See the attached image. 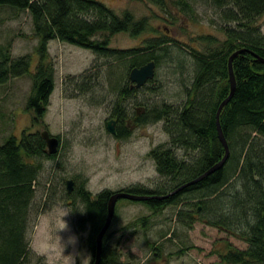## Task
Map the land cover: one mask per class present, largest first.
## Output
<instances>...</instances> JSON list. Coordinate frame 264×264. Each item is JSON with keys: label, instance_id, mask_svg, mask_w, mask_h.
I'll list each match as a JSON object with an SVG mask.
<instances>
[{"label": "trees", "instance_id": "trees-1", "mask_svg": "<svg viewBox=\"0 0 264 264\" xmlns=\"http://www.w3.org/2000/svg\"><path fill=\"white\" fill-rule=\"evenodd\" d=\"M163 7L168 0H150ZM221 11L223 40L211 34L198 37L204 49L192 48L194 61L192 82L186 87V100L179 105L163 103L135 114L138 125L163 122L169 136L167 144L154 147L149 155L164 179L154 190L140 185L121 189L132 194L154 195L136 201L146 205L149 216L131 221L122 229L149 227L151 216L169 206L180 207L177 219L189 228L204 220L231 236L248 244L246 249L230 248L221 255L227 264H264V32L259 18L264 15V0H212ZM186 12H194L187 0H175ZM9 6L31 14L34 34L38 39V61L31 70L29 55L12 57L11 45L0 49V86L13 78L30 75L32 90L25 108L34 120L45 115L55 88V68L48 45L53 39L89 49L97 56L111 59L114 64H125L128 72L149 61L160 64V58L178 43L170 36L153 37L144 46L132 49L110 47L111 37L125 32L137 37L156 32L147 17L137 18L126 10L118 14L99 0H0V7ZM232 24H235L234 26ZM160 49L161 55L156 52ZM238 50L243 52L232 60L235 91L220 113V124L229 147V155L216 172L201 181L170 195L176 189L194 181L225 156L219 137L217 112L230 95L229 59ZM83 74L81 77H85ZM130 80V79H129ZM150 80L149 82H151ZM78 92H86L91 83H74ZM138 89L128 83L119 91V99L112 115L117 119L119 139H128L131 131L126 124L127 98ZM47 145L39 132L23 131L20 138L10 135L0 144V264L29 262L30 243L27 232L33 225L32 203L36 184L44 167L41 160L55 159L59 153L48 154ZM181 150L185 157H180ZM68 192V191H67ZM115 191L103 189L97 194L85 184L78 185L71 199L78 198L83 208L73 211L75 229L86 235L85 241L92 255L96 254L97 237L108 216V204ZM197 199V201H193ZM104 235L100 264H140L135 257L123 259L118 246L109 242V230ZM153 249L160 250L156 244Z\"/></svg>", "mask_w": 264, "mask_h": 264}, {"label": "rangeland", "instance_id": "rangeland-1", "mask_svg": "<svg viewBox=\"0 0 264 264\" xmlns=\"http://www.w3.org/2000/svg\"><path fill=\"white\" fill-rule=\"evenodd\" d=\"M99 1L118 14L130 10L137 18L147 17L156 30L137 37L125 32L115 34L110 47L138 48L148 39L163 36L178 43H172L161 56L154 79L125 100L126 124L131 131L128 139L117 138L106 124L115 119L112 111L119 91L127 83L131 86L130 72L122 63L111 69V59L97 56L89 49L57 39L49 42L55 88L40 119L34 120L33 113L25 108L32 90L30 75L13 78L0 86V144L10 135L20 138L26 130L39 133L48 130L62 139L55 159L32 160H41L44 167L36 184L33 217L29 218L33 219V225L27 232L30 254L26 264H91L86 235L75 229L73 211L83 206L78 198L68 196V180L74 182L73 191L84 183L93 194L135 185L154 190L162 185L164 179L149 152L167 144L169 136L163 130V122L138 125L135 114L163 103L182 104L194 75L190 53L192 48L204 49L198 37L211 34L221 40L225 38L221 11L212 0H187L194 8L193 13L182 10L175 0H168L163 7L150 0ZM259 24L264 31V15ZM7 45H11L12 57L29 55L31 70L35 69L38 39L28 11L0 7V49ZM161 53L160 49L156 52L159 56ZM83 74L86 76L82 78ZM82 81L91 83L89 91L75 89L74 83ZM177 154L185 157L181 150ZM180 207L172 205L151 216L147 230L139 225L123 230L131 221L152 212L140 202L120 199L109 230V242L118 246L123 259L133 256L140 264H227L221 255L229 250L228 246L242 250L248 247L246 242L208 225L198 215L193 228H189L177 219ZM152 244L160 250H154Z\"/></svg>", "mask_w": 264, "mask_h": 264}, {"label": "water", "instance_id": "water-1", "mask_svg": "<svg viewBox=\"0 0 264 264\" xmlns=\"http://www.w3.org/2000/svg\"><path fill=\"white\" fill-rule=\"evenodd\" d=\"M242 52H243L242 50L236 51L229 59L231 92H230V95L221 103V105L218 109V112H217V125H218L219 137H220V139H221V141L225 147V152H226L224 158L219 163H217L215 166H213L211 169H209L207 172H205L203 175H201L200 177H198L194 181H191L185 185H182L181 187L176 189L174 192L170 193V195H173V194L179 192L180 190L184 189L185 187L201 181L205 177L209 176L210 174L216 172L221 167H223L224 163L226 162L228 155H229V147H228V143L225 139V136L223 134L219 118H220V113H221L223 107L229 102V100L231 99V97L233 96L234 91H235L236 83H235V77H234L233 69H232V60L234 57H236L238 54H240ZM258 60H260L261 62L264 63V58L259 57ZM155 74H156V62L154 60H152V61H149L140 67L133 68L130 71L129 79H130V82L132 84H135V87L137 89H139V88L145 86L150 80H152L155 77ZM107 129L110 133H112L114 135L116 134L115 120H109L108 121ZM41 136L46 141V145H47L46 152L50 155L56 154L59 151V146L61 143L60 139L57 136L51 135L50 131H48V130L41 132ZM73 183H74L73 180L67 181L68 193H72ZM152 198H160L161 199L163 197H157V196L150 195V194H147V195L132 194L130 192L122 191V190L116 191L113 193V195L111 196V198L109 200V204H108V216L106 219V223H105L103 229L101 230V232L99 233V235L97 237L96 254H95L93 264H100V262H101L103 238H104L105 233L107 232V230L109 229V227L112 223V220H113V217L115 214L117 201L120 199H127V200H132V201H145V200H150Z\"/></svg>", "mask_w": 264, "mask_h": 264}, {"label": "flooded vegetation", "instance_id": "flooded-vegetation-1", "mask_svg": "<svg viewBox=\"0 0 264 264\" xmlns=\"http://www.w3.org/2000/svg\"><path fill=\"white\" fill-rule=\"evenodd\" d=\"M131 87L132 88H135V89H137L136 87H135V84H132L131 83ZM139 115V114H138ZM111 120H115V127H116V134L115 135H117V133H118V131H117V126H118V123H117V119L115 118V119H111ZM107 123H108V121H107ZM107 125V124H106ZM130 129V128H129ZM59 139H60V142L62 143V139L59 137Z\"/></svg>", "mask_w": 264, "mask_h": 264}, {"label": "crops", "instance_id": "crops-1", "mask_svg": "<svg viewBox=\"0 0 264 264\" xmlns=\"http://www.w3.org/2000/svg\"><path fill=\"white\" fill-rule=\"evenodd\" d=\"M264 32V31H263Z\"/></svg>", "mask_w": 264, "mask_h": 264}]
</instances>
